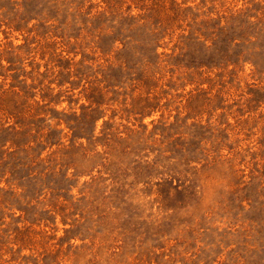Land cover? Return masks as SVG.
<instances>
[{
	"label": "rangeland",
	"instance_id": "1",
	"mask_svg": "<svg viewBox=\"0 0 264 264\" xmlns=\"http://www.w3.org/2000/svg\"><path fill=\"white\" fill-rule=\"evenodd\" d=\"M0 264H264V0H0Z\"/></svg>",
	"mask_w": 264,
	"mask_h": 264
}]
</instances>
